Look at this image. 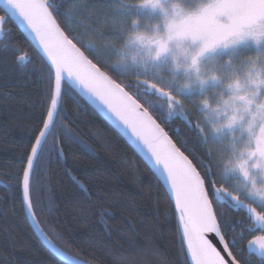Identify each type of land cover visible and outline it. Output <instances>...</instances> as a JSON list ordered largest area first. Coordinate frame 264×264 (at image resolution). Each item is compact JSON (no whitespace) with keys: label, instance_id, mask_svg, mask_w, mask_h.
Returning a JSON list of instances; mask_svg holds the SVG:
<instances>
[{"label":"trees","instance_id":"16d2710c","mask_svg":"<svg viewBox=\"0 0 264 264\" xmlns=\"http://www.w3.org/2000/svg\"><path fill=\"white\" fill-rule=\"evenodd\" d=\"M52 2L59 4L58 23L81 37L85 47L100 53L105 61L104 70L113 79L127 85L133 94L139 93V102L165 127L177 146L190 159V153L195 152L194 163L209 154L214 159L210 144L205 146L190 126L195 114V121L207 128L204 114L193 107L191 95L185 93L183 77L174 80L169 75L161 76L160 64L140 74L118 66L112 50H121L110 44L105 23L123 16L126 26H130L138 6L136 0ZM69 7L75 8L71 21L63 15ZM0 15H5L1 8ZM19 56L25 61L20 62ZM45 65L8 19L0 40V264H64L51 254L31 227L18 183L36 125L44 113L46 81L38 73ZM113 66L120 69L119 74L112 70ZM143 78L166 85L183 99L189 119L178 115V109H170L160 97L137 87ZM64 105L66 116L58 127L66 126L79 140L73 142L58 133L53 147H62V154L54 150L50 157L45 156L34 178L33 211L45 236L61 251L86 264H191L181 242L174 203L158 178L72 89ZM216 171L220 176L217 165ZM222 178L237 193L239 179L235 175ZM219 212L221 219L228 216L237 225L238 233L247 213L227 206ZM234 235L226 232L227 239ZM246 245L247 241L242 247L246 249ZM244 259L247 264H264V259L250 255L247 249Z\"/></svg>","mask_w":264,"mask_h":264},{"label":"snow or ice","instance_id":"6c2138e0","mask_svg":"<svg viewBox=\"0 0 264 264\" xmlns=\"http://www.w3.org/2000/svg\"><path fill=\"white\" fill-rule=\"evenodd\" d=\"M157 3L158 0H141L144 7H155ZM0 5L5 13L0 15V35L8 19L19 22L38 42L47 61L44 70L38 73L46 81L44 113L36 125L18 181L30 215L35 216L32 193L40 162L45 156L50 157L54 150L62 154V147H53L58 133L73 142L79 140L66 126L58 127L66 116L65 97L71 87H75L144 153L168 184L174 200L173 211L179 218L181 242L186 246L185 254L190 255L191 264H247L244 259L246 249L264 257V196L246 193L241 199L218 175L211 154L194 163L195 152L190 153L193 156L190 159L177 146L165 127L139 102V93L133 94L127 90V85L113 79L104 70L105 61L100 53L85 47L81 37L73 34L71 29L66 31L58 23V3L52 0H0ZM74 12L75 8L69 7L63 15L71 21ZM222 17L228 22H222ZM262 26L264 0H220L199 14L168 23L167 39H154L156 56L166 53L168 43L173 39L199 41L203 54L230 39L254 35L253 30ZM24 59L19 56L21 62ZM112 70L120 73L116 66ZM137 87L160 97L170 109H178V115L189 119L185 115L189 111L185 101L166 85L143 78ZM194 115L190 126L207 146L206 130L195 121ZM249 157L257 158V166L264 162V127L256 135L255 148L249 149ZM225 206L247 213L238 233L237 225L228 216L221 219L219 209ZM97 215L103 220L99 211ZM226 232L235 235L227 239ZM245 241L246 249L242 247Z\"/></svg>","mask_w":264,"mask_h":264},{"label":"rangeland","instance_id":"374dc122","mask_svg":"<svg viewBox=\"0 0 264 264\" xmlns=\"http://www.w3.org/2000/svg\"><path fill=\"white\" fill-rule=\"evenodd\" d=\"M179 2L186 9L193 11L197 9L201 0H179ZM203 2H207V0H203ZM134 18L139 19L140 29L147 28L151 33L153 26L160 24V34H166L163 26V16L159 10L153 12L150 9H142L136 6L131 18L132 21L128 27L123 16L106 22L105 25L109 34L108 39H110V44L113 47H119L121 50H112V53L115 51L118 66L126 71H137L140 74L148 70L150 66L160 64L159 70L161 76L169 75L168 77L174 80L177 77H183L185 85H190V90H185V93L189 96L191 95L190 102L198 110L201 108L200 101L204 99L209 100L210 104L219 110L224 100L228 98L224 94L225 86L232 79L233 75L243 72L242 58L256 54L258 51L264 52V43L258 49L250 39L247 42H242L238 48L233 50L225 49L222 47L223 44H221L202 56L204 57L212 53L208 59L203 61L201 60L202 57H200L196 67H192L191 56L197 52L202 44L199 41L193 42L190 39H173L169 42V52L158 61L153 60L151 58L150 47L155 48L154 40L151 46L146 42L141 43L132 40V34L137 31V28L132 23ZM221 20L225 23L228 22L226 17H222ZM228 61H231L230 66ZM175 65L179 67H175ZM213 75H216L219 79H210ZM257 95L260 101L264 102V92H259ZM205 115H207V120L205 119L206 124L208 122L219 123L216 112L204 114V118ZM245 117L246 119L243 123L248 126L249 134L244 133L243 136L239 134V129H237L236 133L225 131L220 136L213 137L208 129H205L219 171L221 165L225 161L235 158L241 149H246L249 155V149L254 150L255 148L253 139L259 133L260 128L264 127V112H258L256 105H249ZM251 159L255 161L257 158ZM255 175L260 176V173L257 172ZM235 177L239 179L237 175ZM239 181L241 183L240 179ZM260 182L264 183V179H261ZM246 193L241 186L237 188V194L240 196L245 198Z\"/></svg>","mask_w":264,"mask_h":264},{"label":"clouds","instance_id":"9594fccd","mask_svg":"<svg viewBox=\"0 0 264 264\" xmlns=\"http://www.w3.org/2000/svg\"><path fill=\"white\" fill-rule=\"evenodd\" d=\"M218 2L220 0H207V2L201 0L196 10L190 11L179 0H158L157 6L155 7L141 6V0H136L137 5L142 9H150L153 12L159 10L162 13L165 33H167L168 23L174 20H180L189 15L199 14L204 9L214 6ZM132 23L137 28V31L132 34V40L135 42H146L151 46L153 40L156 38L162 37L167 39L166 34H160V24L153 26L150 33L147 28H139L138 18H134ZM253 31L254 35L246 36L243 39L229 40L222 47L233 50L238 48L242 42H247L250 39L259 49L261 44L264 43V26L257 27ZM201 48L202 46L191 56L192 67H196L200 57L206 53L201 54ZM150 50L151 58L158 61L169 52V43L168 51L159 57L156 56V46L155 48L150 47ZM228 64L230 66L231 61H228ZM242 64L244 66L243 72L233 75L232 79L225 86L224 94L228 98L224 100L219 110L215 106H212L207 99L200 101L201 112L204 114L216 112L217 119L219 120V123L208 122L207 124V129L213 137H218L225 131L236 133L237 129H239L241 136L244 133L249 134L248 126L243 123L246 119L245 113L248 110V106L256 105L258 112H264V102H261L257 95L259 92H264V52L258 51L256 54L243 57ZM175 67L179 66L175 65ZM210 79L217 80L219 77L213 75ZM184 89L190 90V85H185ZM225 112L227 113L226 115ZM205 119L207 120V115H205ZM253 143H255V139H253ZM257 172L260 173V176L255 175ZM219 174L221 177L237 175L241 180L240 186L245 192L257 197L264 196V183L260 182L261 179H264V162L257 166V160L253 161L249 157L246 149H241L235 158L225 161L221 165Z\"/></svg>","mask_w":264,"mask_h":264},{"label":"water","instance_id":"95a60500","mask_svg":"<svg viewBox=\"0 0 264 264\" xmlns=\"http://www.w3.org/2000/svg\"><path fill=\"white\" fill-rule=\"evenodd\" d=\"M0 8L3 11V5H0ZM4 12V11H3ZM11 21L16 25V27L20 30V32L26 37V39L31 43V45L33 46V48L35 49V51L42 57V59L47 63L46 61V57L43 55L42 51L39 48L38 42L35 41L33 39L32 34L26 30L22 25L19 24V22L14 21L11 19ZM4 26L3 25V30H4ZM3 39V34L0 35V40ZM25 61V59H24ZM23 61V62H24ZM21 62V61H20ZM71 89L86 103L88 104L104 121H106L123 139L124 141L137 153V155L144 161V163L149 167V169L153 172V174L158 178V180L160 181V183L163 185V187L165 188V190L168 192V194L170 195L173 203V197H172V192L171 189L169 188L168 184L166 183V181L164 180V178L162 176H160L159 172L153 167V165L151 164V162L148 161L147 157H145L144 153L140 152L135 145L132 143V141L125 136L113 123L112 121L108 118V116L100 111L96 105L92 102L91 99H89V97L85 94H82L81 91L78 88L75 87H71ZM63 157V156H62ZM64 159V158H63ZM76 183L78 184L79 188L82 189L84 192H87L85 187L83 186V188L81 187V183H78L76 181ZM24 201V198H23ZM24 206H25V211L28 217V220L31 224V227L33 228L35 234L37 235V237L39 238V240L43 243V245L51 252V254H53L57 259H59L62 263L64 264H74V262H79V264H86L78 259H75L71 256H69L68 254L64 253L63 251H61L59 248H57L46 236L45 234L42 232V230L40 229L35 216H32L29 214V211L27 209L26 206V201H24ZM43 233V235L41 234ZM250 255H256L260 258H264L261 257L258 252H253V251H248ZM189 259L191 262V257L190 255Z\"/></svg>","mask_w":264,"mask_h":264}]
</instances>
